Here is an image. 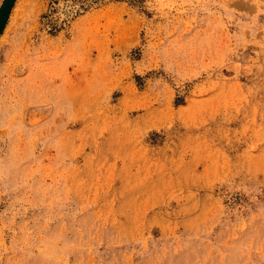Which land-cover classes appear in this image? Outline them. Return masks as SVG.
I'll list each match as a JSON object with an SVG mask.
<instances>
[{"label":"rangeland","instance_id":"obj_1","mask_svg":"<svg viewBox=\"0 0 264 264\" xmlns=\"http://www.w3.org/2000/svg\"><path fill=\"white\" fill-rule=\"evenodd\" d=\"M0 264H264V0H0Z\"/></svg>","mask_w":264,"mask_h":264}]
</instances>
